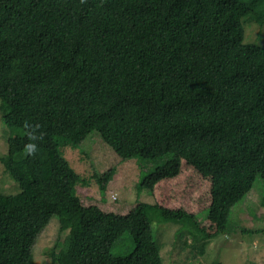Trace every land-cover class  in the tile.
Wrapping results in <instances>:
<instances>
[{"label": "trees", "instance_id": "1", "mask_svg": "<svg viewBox=\"0 0 264 264\" xmlns=\"http://www.w3.org/2000/svg\"><path fill=\"white\" fill-rule=\"evenodd\" d=\"M245 15L264 0H0V162L18 185L0 191V264H34L52 217L54 264H163L150 208L211 238L259 176L264 209V46L243 41ZM92 131L123 159L166 156L137 183L153 204L102 197L113 169L93 174L99 197L77 193L60 147Z\"/></svg>", "mask_w": 264, "mask_h": 264}, {"label": "rangeland", "instance_id": "2", "mask_svg": "<svg viewBox=\"0 0 264 264\" xmlns=\"http://www.w3.org/2000/svg\"><path fill=\"white\" fill-rule=\"evenodd\" d=\"M263 20L250 18L249 15L242 17L245 43L264 46ZM3 110L0 99V155L7 150V137L10 133V128L1 119ZM60 150L71 167L87 179L86 184L78 183V194L99 197L98 184L93 174L97 172L102 175L113 169L108 188L101 193L108 202L120 204L124 201L132 203L130 206L138 201L154 203L151 191L138 189L137 183L162 163L166 156L157 159L139 156L123 159L96 131L89 133L79 146L63 145ZM17 190L16 181L6 173L0 162V191L14 193ZM261 195L262 181L257 176L243 198L231 207L227 219L229 232L205 239L192 237L191 223L187 220L163 219L156 209L150 208L152 233L159 245L163 264H210L215 259L221 264H264V209L259 204ZM115 197L117 200H112ZM206 214V210L199 213L198 219ZM62 236L57 218L52 217L33 246L34 264H54L49 251ZM132 248V236L125 231L114 242L111 251L114 254H126Z\"/></svg>", "mask_w": 264, "mask_h": 264}, {"label": "clouds", "instance_id": "3", "mask_svg": "<svg viewBox=\"0 0 264 264\" xmlns=\"http://www.w3.org/2000/svg\"><path fill=\"white\" fill-rule=\"evenodd\" d=\"M30 139L35 141L36 139H38V137H36L33 134H30ZM25 153L27 155H35L37 153V145L35 143H29L25 146ZM230 212V211H229ZM228 219V218H227ZM227 229H229L227 227ZM228 233V232H227Z\"/></svg>", "mask_w": 264, "mask_h": 264}]
</instances>
